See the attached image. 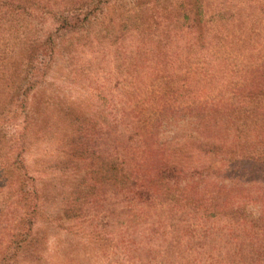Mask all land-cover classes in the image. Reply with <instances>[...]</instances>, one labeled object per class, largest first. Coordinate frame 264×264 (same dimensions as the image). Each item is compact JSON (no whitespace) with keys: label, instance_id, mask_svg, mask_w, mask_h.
<instances>
[{"label":"rangeland","instance_id":"rangeland-1","mask_svg":"<svg viewBox=\"0 0 264 264\" xmlns=\"http://www.w3.org/2000/svg\"><path fill=\"white\" fill-rule=\"evenodd\" d=\"M199 1L203 4V14L197 15L191 23L200 31L199 35L213 36L211 43H207L202 51L190 42V37L185 40L178 36L184 20L179 17L176 6L184 3L192 6L194 0H109L104 14L97 15L91 23L82 25V30L73 33L57 32V25L46 13L38 15L33 21L29 39L34 42L50 34L59 51L42 60L45 61L42 64L44 67L39 66L38 69L34 63L32 70L26 69L22 76L24 81L15 85V92L9 96L10 102L5 109H0V140L8 147L15 145L17 148L15 126L22 125L24 114L34 120L31 127L38 133L36 140H31L30 148L27 145L17 149L14 147L13 150L18 151L14 154L10 151V157L14 160L19 153L29 166L26 177L33 179L31 184L44 186L48 192H52L46 213L53 222L37 223L33 230L38 242L36 248L43 254L39 261L41 264H264V192L228 196L231 204L228 207L232 211H229L231 208L216 207L227 212H217L216 216H211L207 198L192 200L194 192L189 190L197 185L196 176L194 180L186 179L187 182L175 191L181 202L177 211L171 212L167 223L147 225L152 214L163 213L159 211L158 192L155 202L146 205L145 211L140 212L143 225L128 222L126 227H106L104 232H111L114 240L111 238L108 249L105 245L103 248L100 246V250L105 249L108 256L105 262L95 260L96 241L83 247L80 242L84 233L79 227L67 231L71 225L68 221L57 222L52 218L53 212H59L56 211L59 206L57 187L64 194L70 181L73 185L79 181L86 170L84 162L80 161L79 166H73L74 169L70 171L65 170L68 172L66 175L57 171L47 176L41 174L42 163L38 162L47 158L63 159L64 144H60L59 140L63 135L64 120L86 115L93 120V126H97L110 113L112 94L115 98L119 96L118 84L123 90L128 81H131L132 95L131 99L127 97L131 103L126 106V114L130 119L134 117L133 120L136 115L145 120L146 127L153 125L159 130L157 135L162 143L166 142L165 147L168 146L171 151L177 150L172 152L176 154L177 163L182 164V157L192 168L200 164L208 165L211 160V168L223 164L216 155L208 158L204 156L206 153H199L201 148L197 145L203 137L198 133L203 131L212 133L203 136L206 142L214 145L215 153H220L219 157H230L228 153H222L225 152L224 146L218 141L222 139L221 136L229 140L231 156L247 149L248 145H251V149L248 148L249 156L255 154L254 150H263L264 0ZM143 6H147L146 11L138 20L131 18L127 29L121 32L119 24L123 11L127 13ZM74 7L78 8L79 5ZM195 12L192 9V13ZM104 29L118 32L117 36L121 37L117 44L103 36ZM22 32L16 34L4 30L0 33L3 53L11 58L10 62L15 60L12 49L18 53L22 40L28 43ZM69 36L72 40L67 42ZM168 49L172 64L163 68V64L159 65V54ZM215 58L227 62L221 68L223 73L213 63L212 67H208ZM172 71L182 78L173 89V97L177 94L176 89L179 92L177 102H184L189 92L196 94L195 103L215 100L214 107L207 103L211 110L209 114H201L192 108L159 114V79ZM26 88L29 89L26 104L19 106ZM153 88L157 93H153ZM248 108L254 111L251 113ZM28 132L31 137L34 135L30 128ZM143 135L152 133L141 134L142 139ZM238 136L242 139L235 147L233 143L237 141L232 140ZM8 138L10 142H7ZM4 152L0 151V160ZM222 171L209 169L204 174V182H217L220 176L227 178L228 172ZM41 175L43 177L39 180ZM241 179L249 186L245 177ZM244 182L242 185H245ZM229 193L226 191V194ZM135 213L138 214V210L135 209ZM166 216L167 213L161 215L164 219ZM8 217L11 220L10 215ZM60 223L62 226L58 228ZM9 224H3L7 228L5 232L9 231ZM245 239L248 243L243 246ZM13 246L10 244V248ZM18 263L34 264L23 258L18 259Z\"/></svg>","mask_w":264,"mask_h":264},{"label":"trees","instance_id":"trees-1","mask_svg":"<svg viewBox=\"0 0 264 264\" xmlns=\"http://www.w3.org/2000/svg\"><path fill=\"white\" fill-rule=\"evenodd\" d=\"M108 3L109 0H0V33L7 30L19 34L23 30L22 33L28 39V43L22 40V47L18 53L12 49L13 56H15L13 62H10L11 58L5 57L7 54L3 53V45L0 44V87H2L0 90V109H5L10 102L9 96L15 92V85L24 81L22 76L26 69L27 71L32 70L35 67L34 63L39 69V66L45 62L42 61L44 58H50L54 52L58 53L59 51L56 41L51 40L50 34L34 42L29 39L28 33L33 30V21L37 19L38 15L49 14L57 25V32L73 33L80 31L82 25L91 23L97 15L104 14ZM75 5H79V7L75 8ZM188 5L184 3L176 6L179 17L184 20L178 36L185 40L190 37V42L197 45L198 49L202 51L207 43H211L213 36L199 35L200 31L191 23L197 15L203 14V4L199 0H194L192 6ZM146 7H137V10L127 13L123 11L124 15L119 24L120 31L123 32L127 29L128 23L132 21L131 18L138 20L141 14L146 11ZM192 9L196 11L194 14ZM192 27L194 31L191 30ZM104 32L103 36L109 42H113L114 45L121 37L117 36L118 32L114 33V29H110V31L104 29ZM71 40L72 38L69 36L67 42ZM169 55L170 49L159 54V65L163 64V68L172 64ZM40 60L41 62L37 63ZM212 63L216 69L223 73L221 68L226 66L227 62L224 59L215 58L213 62L208 64V67H212ZM179 81H182V78L173 71L170 74L168 72L160 76L159 114L175 113L181 109L191 110V108L195 111L199 110L201 114H209L211 110L207 103L214 107L215 100L195 103L196 94L189 92L185 95L184 102H177L179 93L177 89L176 96L173 97L172 95L174 86ZM130 82H127V86L123 90L118 84L119 96L115 98L112 94L113 98H111L109 106L110 113L97 126H93V120L87 118L86 115L64 120L63 135L59 140L60 144H64L65 157L63 159L53 158L50 160L47 158L38 161L42 163L41 174L43 176L57 171L64 172L66 175L68 172L65 170L69 169L70 171L74 169L73 166H79L80 161L84 162L86 170H84L85 172L79 181L74 185L70 181L66 185L67 190L64 194L61 192V188L57 187L59 206L56 211L59 212H53L52 218L57 222L68 221L71 225L67 231L73 227H79L78 229H81V233L85 235H82L80 242L83 247L96 241L95 243L98 245L94 258L103 262L108 256L104 252L105 249L100 250V246L103 248L105 245L108 249L114 238L111 232L106 233L104 229L117 225L126 227L128 222L143 225L140 221L142 220L140 212L145 211L146 205L149 206L155 202V196L158 192L159 211L163 213L152 214L153 217L148 219L147 225L167 223L170 220L171 212L175 209L177 211L179 202H181V198L175 195V191L180 189L182 183L184 185L187 182L186 179L194 180V176H196L195 184L197 185L191 186L189 190L194 192L192 200L198 201L207 198L210 202L208 210L211 216H216L217 212H227L226 210L220 211L216 207L231 208L228 207L231 206L228 196L236 197L238 194H247L248 196L249 193L254 195L264 192V149L257 150V152L254 150L255 154L249 156L248 148L251 149V145H248L249 139H247V149L231 156L232 148L228 144L229 140L224 139L225 136H221L222 139L218 141L224 146L225 152L222 153H228L230 157H219L220 153H215L214 145L211 146L205 140V137L212 133L203 131V133H198L203 137L202 142L200 141V144L197 145L201 148L199 153H206L204 156L208 158L216 155V158L218 157L223 164L211 168V161H213L211 160L208 165L207 163L200 164L196 168H192L189 163L183 161L182 157V164L177 163L176 154L172 153L177 152V150L171 151L168 146L165 147L166 142L162 143L157 135L159 130L157 131L153 125L146 127L145 120L136 115L135 120H133L134 117L130 119L129 114H126V106L131 103L127 99L128 96L131 99L132 95ZM154 88L153 93H157L154 92ZM259 89L261 90L262 86ZM28 91L29 89L26 88L22 92L23 98L19 106L26 104ZM219 108L216 109L219 110ZM248 111L252 113L254 109L248 108ZM159 114L157 121L160 119ZM24 117L25 120L22 125L15 126L18 136L17 148L25 145L30 148L33 142L31 140H34L38 134L31 127L34 120L27 114H24ZM108 118L110 120H107ZM28 128L34 133L32 137ZM197 130L201 131L198 128ZM149 133L152 135H143L142 139L141 134ZM241 139L240 136L233 138L232 141H237L233 145L238 146ZM7 142H10L9 138ZM0 146L4 147L0 149L1 153L3 150L5 151L3 155L1 154L2 160H0V195L2 196L0 199V217H3L0 219V264H19L18 259L21 258L34 264H41L39 261L40 258H43V254L36 248L38 242L33 236V230L37 223L40 225L42 222H53L46 213L52 192H48L44 186L31 184L33 179L26 177L29 166L24 163L19 153L12 160L10 151L12 154L18 151L15 145L11 148L3 140H0ZM14 147L15 150H13ZM181 154L184 155L183 150H181ZM209 169L216 170V172L223 170L222 173L228 172V176L227 178L220 176L217 182H204V174ZM42 175L39 180L43 177ZM242 177L247 179L249 186L241 179ZM241 180L246 186L242 185ZM226 191L231 193L226 194ZM221 192L223 194H220ZM135 209L138 210V214L135 213ZM229 211H232V208ZM166 213L165 219L162 218L161 215ZM8 222H10V228L8 232H5L7 228L5 229L3 224H8ZM61 226L60 223L57 227ZM243 229L245 228L243 227ZM16 236L18 238L14 240ZM243 241L245 242L243 246H246L248 241L246 239ZM10 244L14 246L10 248ZM243 246L239 247L238 250Z\"/></svg>","mask_w":264,"mask_h":264}]
</instances>
